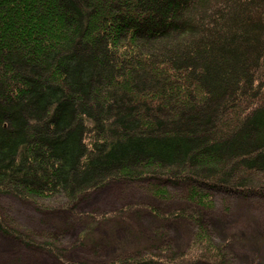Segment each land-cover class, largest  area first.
<instances>
[{
  "label": "trees",
  "instance_id": "16d2710c",
  "mask_svg": "<svg viewBox=\"0 0 264 264\" xmlns=\"http://www.w3.org/2000/svg\"><path fill=\"white\" fill-rule=\"evenodd\" d=\"M121 180L164 200L158 185L190 184L197 211L163 219L196 230L184 251L159 229L103 264L230 263L202 211L214 190L264 199V0H0V196L62 212L101 251L110 216L78 205ZM151 205L112 216L161 217ZM0 232L69 264L59 237Z\"/></svg>",
  "mask_w": 264,
  "mask_h": 264
},
{
  "label": "rangeland",
  "instance_id": "374dc122",
  "mask_svg": "<svg viewBox=\"0 0 264 264\" xmlns=\"http://www.w3.org/2000/svg\"><path fill=\"white\" fill-rule=\"evenodd\" d=\"M144 184L146 182L113 181L107 187L99 189V191L92 193L88 199L79 203L77 212L92 214L99 218L105 214L110 217L117 214L123 216L126 207L144 206L148 203L154 205V207L151 205L154 209L157 207L156 210L162 217L146 212L144 217L135 221L134 224L123 225L124 231L121 233L117 231L121 227L117 225V221L125 222V218L123 220L112 219L115 230L111 233L113 238L104 237L101 248L102 261L108 262L113 257L128 252L130 241L134 242L133 247L146 246L151 243L150 240L156 241L158 236L153 234L159 229L166 233L171 231V234H168L169 241L173 242L176 252L187 249L191 233L196 230V227L181 219L178 221L168 218L164 220L163 216L172 215L181 209L197 211V208L191 207L188 201L190 184L181 183L173 186L167 185L168 182L165 181L158 185L157 187L160 189L166 187H164V191L167 192L168 200L154 198L152 195L151 197L154 199H149L146 192L147 187ZM211 190L209 189V191ZM211 193L214 207L208 209L210 211H202L204 213L203 220L210 233H213L215 242L228 245L230 250L228 253L230 254L229 264H264V199L255 196L244 197L221 189L211 191ZM169 198L171 199L169 200ZM60 214L63 213H44L32 203L21 201L14 196H0V217L8 228L19 231L23 235L31 236L33 241L39 243L46 242L47 237L50 236L56 239L59 237L63 241H59L58 250L61 251L63 259L67 260V263L68 261L87 264L97 261L98 263V260H93L94 257L90 254L89 248L86 246L77 247L82 226L69 223L63 229ZM126 216L128 221L130 215L126 214ZM145 227L148 228L149 232L144 231ZM139 231L142 232L143 237H140ZM106 232V230L103 231L104 236ZM124 238L129 240L127 247H123L119 243H124ZM57 263L59 260L52 252L44 251L39 246H29L26 241L0 232V264Z\"/></svg>",
  "mask_w": 264,
  "mask_h": 264
},
{
  "label": "bare ground",
  "instance_id": "6f19581e",
  "mask_svg": "<svg viewBox=\"0 0 264 264\" xmlns=\"http://www.w3.org/2000/svg\"><path fill=\"white\" fill-rule=\"evenodd\" d=\"M144 185H146V184H144ZM146 187H147V185H146ZM146 189V188H145ZM88 199V198H87ZM191 207H192V205H191ZM126 208H128V207H126ZM118 215V214H117ZM109 221L107 222V224H106V227L107 226H112V227H107V229L109 230V231H112V230H115V227L113 226V220L112 219H116V217L115 216H112V217H109V218H107ZM112 220V221H111ZM135 223V222H134ZM133 222H129V220H128V222H117V225H119V226H123V225H130V224H134ZM143 225V224H142ZM144 226V225H143ZM64 229V228H63ZM122 231H119L120 233L121 232H123L124 231V226L122 227ZM118 231V230H117ZM160 232V231H159ZM169 235L171 234V231H169V232H167ZM111 238H113L112 237V234H111V232H109V234H108ZM168 239H169V237H168ZM170 240V239H169ZM119 242V241H118ZM124 243H121V242H119L120 244H122L123 245V247H127V242H129V240L127 239V238H124V241H123ZM134 244V243H133ZM171 246H173V242L171 241ZM174 247V246H173ZM87 248H89V252H90V254L94 257V259L93 260H98V264H103V263H105V261H102L101 260V251L99 250V249H97V247H96V244L95 245H89V246H87ZM128 249V248H127ZM126 249V250H127ZM125 253V252H124ZM124 253H122V254H124ZM128 253V252H127ZM143 253H146V251H142L141 253H138V254H135V255H137V256H140V255H142ZM67 261V260H66ZM59 263H60V261H59ZM59 263H57V264H59ZM62 264H63V262H61ZM68 263L70 264V263H72L71 261H68Z\"/></svg>",
  "mask_w": 264,
  "mask_h": 264
}]
</instances>
